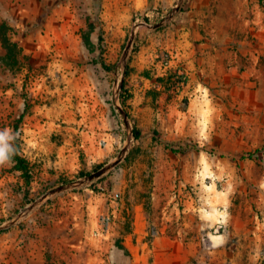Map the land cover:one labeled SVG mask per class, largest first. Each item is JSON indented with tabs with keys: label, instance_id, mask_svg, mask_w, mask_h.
I'll return each mask as SVG.
<instances>
[{
	"label": "rangeland",
	"instance_id": "rangeland-1",
	"mask_svg": "<svg viewBox=\"0 0 264 264\" xmlns=\"http://www.w3.org/2000/svg\"><path fill=\"white\" fill-rule=\"evenodd\" d=\"M1 25L31 180L4 152L0 264H264V0H0Z\"/></svg>",
	"mask_w": 264,
	"mask_h": 264
},
{
	"label": "trees",
	"instance_id": "trees-1",
	"mask_svg": "<svg viewBox=\"0 0 264 264\" xmlns=\"http://www.w3.org/2000/svg\"><path fill=\"white\" fill-rule=\"evenodd\" d=\"M100 40L103 41V38L100 36ZM0 41L2 42L3 47L6 50V57L8 61L13 63L20 62V59L22 57V50L18 48V45L14 42H12L8 36L7 27L6 25L0 26ZM86 43L90 44L91 40L89 36H86ZM102 65V67L108 71L112 70V66L106 62L103 56H101L98 61ZM128 76V73L125 72V78L122 81L121 84V103L125 105L128 100L132 97L130 92H128L127 89V83L126 78ZM147 78H149V74L146 72ZM183 74H179L178 71L170 70L166 75L164 76H158L155 81L157 82V95L160 96L162 93H165L167 91L168 93H171L174 91L175 87L178 85H181L185 83L184 80H182ZM30 106L26 103V109L25 111L20 115L19 122H22L27 111L29 110ZM138 137L140 136L139 132H134ZM173 151L175 153H179L180 151L176 148H173ZM5 155L7 158L11 159L14 162V168L22 173V175L27 179L31 180V169H30V163L29 161L22 155L21 152V144L20 142L14 143L10 148H8L5 151ZM251 155V154H250Z\"/></svg>",
	"mask_w": 264,
	"mask_h": 264
},
{
	"label": "clouds",
	"instance_id": "clouds-1",
	"mask_svg": "<svg viewBox=\"0 0 264 264\" xmlns=\"http://www.w3.org/2000/svg\"><path fill=\"white\" fill-rule=\"evenodd\" d=\"M6 138H7L6 133H0V145H4ZM5 151H6V146L0 147V158L3 157Z\"/></svg>",
	"mask_w": 264,
	"mask_h": 264
},
{
	"label": "built area",
	"instance_id": "built-area-1",
	"mask_svg": "<svg viewBox=\"0 0 264 264\" xmlns=\"http://www.w3.org/2000/svg\"><path fill=\"white\" fill-rule=\"evenodd\" d=\"M119 197H120V194H119V193H116V194L113 196V199H114V200H117Z\"/></svg>",
	"mask_w": 264,
	"mask_h": 264
}]
</instances>
